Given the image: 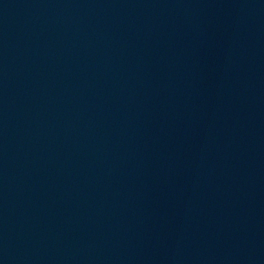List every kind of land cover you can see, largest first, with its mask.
I'll list each match as a JSON object with an SVG mask.
<instances>
[{
	"label": "water",
	"instance_id": "obj_1",
	"mask_svg": "<svg viewBox=\"0 0 264 264\" xmlns=\"http://www.w3.org/2000/svg\"><path fill=\"white\" fill-rule=\"evenodd\" d=\"M0 264H264V0H0Z\"/></svg>",
	"mask_w": 264,
	"mask_h": 264
}]
</instances>
